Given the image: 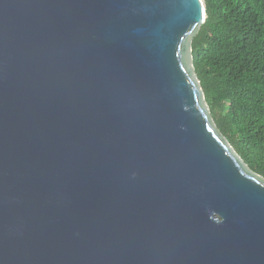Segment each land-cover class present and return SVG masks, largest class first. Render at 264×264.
Wrapping results in <instances>:
<instances>
[{
  "label": "water",
  "instance_id": "water-1",
  "mask_svg": "<svg viewBox=\"0 0 264 264\" xmlns=\"http://www.w3.org/2000/svg\"><path fill=\"white\" fill-rule=\"evenodd\" d=\"M205 0H0V264H264V177L193 64Z\"/></svg>",
  "mask_w": 264,
  "mask_h": 264
},
{
  "label": "trees",
  "instance_id": "trees-1",
  "mask_svg": "<svg viewBox=\"0 0 264 264\" xmlns=\"http://www.w3.org/2000/svg\"><path fill=\"white\" fill-rule=\"evenodd\" d=\"M193 64L219 129L264 177V0H205Z\"/></svg>",
  "mask_w": 264,
  "mask_h": 264
}]
</instances>
